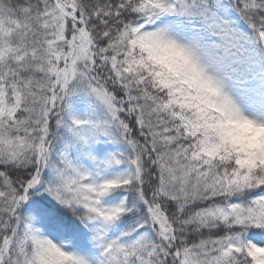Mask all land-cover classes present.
I'll return each mask as SVG.
<instances>
[{
  "label": "snow or ice",
  "instance_id": "6c2138e0",
  "mask_svg": "<svg viewBox=\"0 0 264 264\" xmlns=\"http://www.w3.org/2000/svg\"><path fill=\"white\" fill-rule=\"evenodd\" d=\"M0 264H264V0H0Z\"/></svg>",
  "mask_w": 264,
  "mask_h": 264
}]
</instances>
